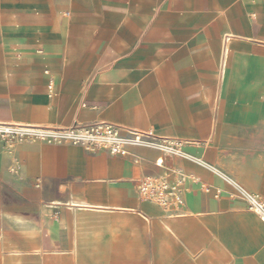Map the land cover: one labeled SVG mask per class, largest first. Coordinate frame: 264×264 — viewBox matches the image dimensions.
I'll list each match as a JSON object with an SVG mask.
<instances>
[{
    "label": "crops",
    "instance_id": "crops-1",
    "mask_svg": "<svg viewBox=\"0 0 264 264\" xmlns=\"http://www.w3.org/2000/svg\"><path fill=\"white\" fill-rule=\"evenodd\" d=\"M0 121L198 140L184 150L219 171L134 145L0 148L6 264H264V223L220 174L264 197V0H0ZM170 169L182 215L136 191Z\"/></svg>",
    "mask_w": 264,
    "mask_h": 264
},
{
    "label": "built area",
    "instance_id": "built-area-1",
    "mask_svg": "<svg viewBox=\"0 0 264 264\" xmlns=\"http://www.w3.org/2000/svg\"><path fill=\"white\" fill-rule=\"evenodd\" d=\"M22 142L78 145L87 151H106L119 156L129 154V145L142 146L153 148L161 154L154 160L158 167L163 165L162 156L168 155L187 159L219 173L202 156L192 155L184 150L187 144L195 148H204L205 143L202 141L160 137L150 131L129 128L109 121L76 122L67 126L0 121V148L12 150ZM132 160L135 164L140 163V158L136 155ZM220 174L232 189L229 196L241 197L248 208L264 223V197L258 193L248 192L230 177ZM186 180L187 177L180 169H170L160 175L143 174L137 178L136 191L140 199L153 203L165 213L182 215Z\"/></svg>",
    "mask_w": 264,
    "mask_h": 264
},
{
    "label": "rangeland",
    "instance_id": "rangeland-1",
    "mask_svg": "<svg viewBox=\"0 0 264 264\" xmlns=\"http://www.w3.org/2000/svg\"><path fill=\"white\" fill-rule=\"evenodd\" d=\"M250 193H254V192H250ZM164 214L168 216H175V215H169L165 212ZM11 216H12L11 212L0 210V241L3 240V238L7 239L8 234L6 231L12 229L11 225H2V220L6 217L10 218ZM2 250L3 248L0 246V264H6ZM55 256L56 254L51 255V254H44L43 252H35V251L22 252V258H23L22 260L24 264H43L45 260Z\"/></svg>",
    "mask_w": 264,
    "mask_h": 264
},
{
    "label": "bare ground",
    "instance_id": "bare-ground-1",
    "mask_svg": "<svg viewBox=\"0 0 264 264\" xmlns=\"http://www.w3.org/2000/svg\"><path fill=\"white\" fill-rule=\"evenodd\" d=\"M9 251V250H8ZM15 257V256H14Z\"/></svg>",
    "mask_w": 264,
    "mask_h": 264
}]
</instances>
